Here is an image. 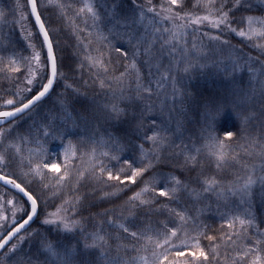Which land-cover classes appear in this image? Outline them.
Masks as SVG:
<instances>
[{
    "label": "snow or ice",
    "instance_id": "snow-or-ice-1",
    "mask_svg": "<svg viewBox=\"0 0 264 264\" xmlns=\"http://www.w3.org/2000/svg\"><path fill=\"white\" fill-rule=\"evenodd\" d=\"M213 69L231 89L192 128L185 82ZM257 198L264 0L0 9V264H264Z\"/></svg>",
    "mask_w": 264,
    "mask_h": 264
},
{
    "label": "trees",
    "instance_id": "trees-1",
    "mask_svg": "<svg viewBox=\"0 0 264 264\" xmlns=\"http://www.w3.org/2000/svg\"><path fill=\"white\" fill-rule=\"evenodd\" d=\"M253 2L259 6V0H253ZM12 0H0V9L5 8V6L10 5ZM126 6V5H125ZM25 33L21 32L19 26H17L14 37L19 38L21 42L24 41ZM235 43V40H233ZM76 44V40L73 36L69 35L67 41H65L68 61L71 62L75 59L73 52L74 46ZM71 75V74H70ZM79 74L77 73V76ZM85 79H87V74H85ZM238 79L247 80V74H242ZM186 86L192 93L191 99L185 105V111L188 116V120L191 122L190 127L195 128L196 126V114L197 110L200 106V103L204 100H207L209 97L212 99H216L217 96L223 98V96L230 91L231 85L225 80L222 74H219L216 70L205 71L203 74H197L194 78L189 81H186ZM89 94H91V88L88 89ZM236 125V121L234 120L233 114L229 112H225L224 115L218 122L217 129H231L234 130ZM188 126V125H186ZM221 135H223L221 133ZM62 152V149L58 147V142H54L50 145V154H52V158L55 159V153ZM62 159V157H61ZM254 211L258 217H264V205L261 204L259 198H257ZM215 227H219V223L215 225Z\"/></svg>",
    "mask_w": 264,
    "mask_h": 264
}]
</instances>
